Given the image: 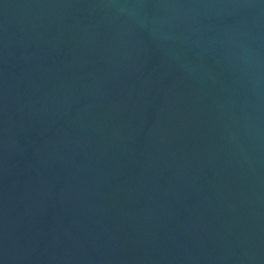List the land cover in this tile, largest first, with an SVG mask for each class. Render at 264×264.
Instances as JSON below:
<instances>
[{"label": "water", "instance_id": "water-1", "mask_svg": "<svg viewBox=\"0 0 264 264\" xmlns=\"http://www.w3.org/2000/svg\"><path fill=\"white\" fill-rule=\"evenodd\" d=\"M0 264H264V0H0Z\"/></svg>", "mask_w": 264, "mask_h": 264}]
</instances>
